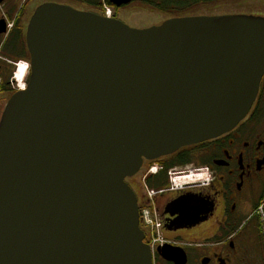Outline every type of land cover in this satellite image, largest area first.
<instances>
[{"label": "water", "instance_id": "95a60500", "mask_svg": "<svg viewBox=\"0 0 264 264\" xmlns=\"http://www.w3.org/2000/svg\"><path fill=\"white\" fill-rule=\"evenodd\" d=\"M26 44L29 85L0 120V264H152L125 180L143 160L216 139L244 119L264 76V19L135 30L44 5ZM171 208L180 225L207 220L196 196ZM158 253L186 264L181 248Z\"/></svg>", "mask_w": 264, "mask_h": 264}, {"label": "flooded vegetation", "instance_id": "af4514ba", "mask_svg": "<svg viewBox=\"0 0 264 264\" xmlns=\"http://www.w3.org/2000/svg\"><path fill=\"white\" fill-rule=\"evenodd\" d=\"M44 5L100 17L103 8L109 7L112 21L135 30L184 19H264V0H0V120L10 98L29 85L31 66L26 33L36 10ZM21 65L25 74L18 79ZM153 166L158 167L154 177L148 175ZM200 168L207 171V184L181 191L167 188L169 176ZM142 181L155 192L150 200L139 187ZM126 183L137 197L139 213L148 209L158 222L162 241L156 245L151 240L152 230L140 219L152 264H174L159 255L158 250L165 246L181 248L186 264H264V243L255 215L256 206L264 199V76L249 112L233 130L181 148L172 155L144 160L139 172L126 179ZM187 195L207 204V215L200 217L207 220L195 226L180 225L171 205ZM210 221L217 226L212 234L215 242L206 246V238H194L192 233L211 225Z\"/></svg>", "mask_w": 264, "mask_h": 264}, {"label": "built area", "instance_id": "2783aa9c", "mask_svg": "<svg viewBox=\"0 0 264 264\" xmlns=\"http://www.w3.org/2000/svg\"><path fill=\"white\" fill-rule=\"evenodd\" d=\"M104 13H105L106 17H110L111 11L109 9L105 8ZM186 178L190 179V180L191 179L199 180L201 177L194 176V175L193 176L188 175ZM172 182L173 183L171 185V189H173L174 186H176V184L179 182V178L173 179ZM147 194L151 198V196L154 193L152 191H147ZM256 214L260 217L261 222H262L261 234H262V237L264 239V201L262 202V204L258 208ZM142 218H143L146 226L150 227V229L152 230V236L151 237H152L153 244H157V243L161 242V237L158 234V222L152 218L148 209H146L142 212Z\"/></svg>", "mask_w": 264, "mask_h": 264}, {"label": "rangeland", "instance_id": "374dc122", "mask_svg": "<svg viewBox=\"0 0 264 264\" xmlns=\"http://www.w3.org/2000/svg\"><path fill=\"white\" fill-rule=\"evenodd\" d=\"M197 170H203V169L200 168V169H197ZM195 174L196 175H201L203 173L198 171V172H195ZM139 187L141 188L142 192L145 193V195H146V190L144 189V187L142 185H139ZM210 222H211V225L203 226L201 229H199L195 233H192V235H194V238H206V241L204 242L206 244V246H213L214 242H215V240H214L215 237L212 234L215 233V231L217 229V226L212 224V221H210ZM210 222L208 224H210ZM185 236H187L188 238H193L190 235H185Z\"/></svg>", "mask_w": 264, "mask_h": 264}, {"label": "bare ground", "instance_id": "6f19581e", "mask_svg": "<svg viewBox=\"0 0 264 264\" xmlns=\"http://www.w3.org/2000/svg\"><path fill=\"white\" fill-rule=\"evenodd\" d=\"M24 67L21 65L20 68H19V72L17 73V78L18 79H21L23 76H24ZM198 182L194 181L193 179H189V180H185V181H181L180 184H177L176 188H182V187H185V186H192V185H195L197 184ZM182 185V186H181Z\"/></svg>", "mask_w": 264, "mask_h": 264}, {"label": "trees", "instance_id": "16d2710c", "mask_svg": "<svg viewBox=\"0 0 264 264\" xmlns=\"http://www.w3.org/2000/svg\"><path fill=\"white\" fill-rule=\"evenodd\" d=\"M257 206H258V205H257ZM257 206H256V207H257Z\"/></svg>", "mask_w": 264, "mask_h": 264}]
</instances>
